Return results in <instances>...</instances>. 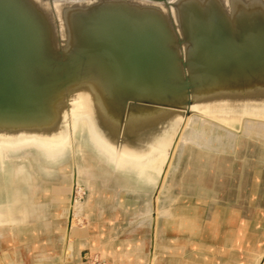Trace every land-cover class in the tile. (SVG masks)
Listing matches in <instances>:
<instances>
[{
	"label": "bare ground",
	"instance_id": "bare-ground-1",
	"mask_svg": "<svg viewBox=\"0 0 264 264\" xmlns=\"http://www.w3.org/2000/svg\"><path fill=\"white\" fill-rule=\"evenodd\" d=\"M34 1L49 17H53L58 33L65 44L68 40L64 19L65 11L71 7L84 6L100 0ZM121 1L156 9L168 15L171 21L178 23L174 5L182 0H169L166 3L148 0ZM220 1L227 11H232L235 8L236 0ZM243 1H249L252 4L255 0ZM261 1L264 3V0ZM184 109L186 110L164 108L141 115H130L126 122L120 125L119 121L117 122L112 116L106 115L103 104L93 89V84L81 82L70 87L64 96L54 104L53 116L46 124L34 127L0 128V238L5 237L7 233H19L23 227L36 228L41 233L48 234L44 228L48 221L47 224L52 225V230L62 235L65 254L72 256L73 237H75V233H79L78 229H80L77 227L75 219L82 215L85 205L92 202L94 193H91V190H99L102 186L109 187L103 182L102 176H99L100 180H84V177L93 168L90 164L91 167L83 166L78 162V155L84 157L85 153L92 156L100 169H109L111 174L124 178L133 179L138 176L137 181L145 185L156 186L158 178L165 177L159 189L164 190L163 194L166 193V196L161 199L157 197V202H161L163 208L160 207L155 220L157 222L154 225V247L162 236L171 241L174 236L183 237L186 244L197 246L199 243L194 238L198 236L202 239L204 230L218 229L215 223H219V218L223 214L228 215L225 221L228 226L235 227L231 214L241 215L239 209L217 205V208L211 213V222L204 223L203 215L206 210L202 205L206 204L199 200V204L196 206L190 199L187 200L180 196L172 198L171 188L166 179L174 168V156L177 154L185 156L187 143L202 146L206 151L213 153L219 151L218 149L212 150L215 149L212 148L213 142H219L220 145L222 138L217 136L218 128H223L228 132L227 148L234 152L239 148L237 151H241L242 175L245 176L246 173L244 174L243 170L251 162L260 166L264 160V88L246 92L219 91L193 95L191 106ZM198 123L202 126L210 125V134L200 133L203 130L196 132L194 127ZM234 128L243 129L242 138H236L229 131ZM208 136L210 137L208 138ZM201 138L206 140V143H196V139ZM243 141H246L247 145L239 144ZM254 141L258 144H254ZM225 151L222 148L219 152ZM32 154L36 156L34 159L36 164L32 166L29 163H21ZM198 156L196 155L195 158H197L194 159V156L190 155L189 165L193 162L192 168L195 167L194 169L200 173L196 171L184 173L185 179L190 180L191 183L197 181L201 184V182L208 183V179L211 181L214 178L216 181L220 180L224 177V175L222 176L223 171L227 176L230 160L226 156L225 160L218 154ZM220 159L224 162H221ZM196 163H200V166H197ZM34 165L38 169H42L48 179L51 176L53 178H50L49 181L42 180V174L34 170ZM106 172L108 176L111 175L108 171ZM258 179L259 174L256 170L253 175L254 188H256ZM31 185L38 190L32 195L27 191ZM181 188L184 193L188 185L182 184ZM189 189L192 190L193 186ZM84 190L89 193L87 202L77 198V195ZM105 194H107L106 200L109 204L115 203L119 208L125 210V201L127 200L125 190L110 187L105 191ZM218 194L216 195L218 196ZM120 196L122 200L119 201L118 197ZM132 197L134 198V196ZM201 197L204 200L206 198L203 195ZM62 201L67 202L66 206ZM175 204H179V206L175 208ZM138 213L143 214L138 210L135 215ZM241 219L243 218L241 217ZM250 225L251 223H249ZM251 229L255 228L249 227V231ZM235 230L236 228L228 229L229 233ZM229 236L232 239V245H230L232 248H237L239 245L243 247L242 244H245L244 241L249 238L239 233L236 235L235 232ZM154 247V251L150 255V264H153L156 257ZM257 251L258 249H255L254 252L250 251L249 248L246 253L244 252L245 254L241 251L242 255L234 263L263 264L264 251L259 254ZM193 256L185 257L184 260L192 261ZM234 256L228 258L231 263Z\"/></svg>",
	"mask_w": 264,
	"mask_h": 264
},
{
	"label": "water",
	"instance_id": "water-1",
	"mask_svg": "<svg viewBox=\"0 0 264 264\" xmlns=\"http://www.w3.org/2000/svg\"><path fill=\"white\" fill-rule=\"evenodd\" d=\"M234 7L182 0L175 23L153 8L100 0L65 11L63 44L34 0H0V128L46 124L81 82L120 125L152 110L184 111L193 95L264 88V3Z\"/></svg>",
	"mask_w": 264,
	"mask_h": 264
},
{
	"label": "rangeland",
	"instance_id": "rangeland-1",
	"mask_svg": "<svg viewBox=\"0 0 264 264\" xmlns=\"http://www.w3.org/2000/svg\"><path fill=\"white\" fill-rule=\"evenodd\" d=\"M194 128H195L196 132H200L201 130H203V132L201 131L200 133H203V134L205 133V135H209L210 134L209 130H211L210 125L207 124V125L202 126L200 123L195 125ZM242 130L243 129H241V128H234V129H230L229 131L232 134H234L236 138H242L243 137ZM216 131H217L216 132L217 136H220L222 138L220 141V145L218 144L219 142L218 143L213 142L214 144L216 143L215 145L212 143L213 144L212 148H215L212 150L215 151L216 149H218L219 151H221L223 148L226 151L223 153H221L219 151H217V152L215 151L213 153L211 151H206V149L202 146H197V145H194L191 143H187V147H185V149H186L185 156H184V154H183V156H181V155L179 156V154L174 156V158H173L174 168H173L172 172H170L167 175L166 182H168V184L170 185V188H171L170 191H171L172 198H175L178 196L184 197L187 200L190 199V200L194 201L196 206H198L197 204H199V202H198L199 200H201L203 203L206 204V205H202L206 210L204 215H203L204 216L203 217L204 223L211 222V219H212L211 213L217 208V205L226 206V207L228 206V207H233V208L239 209L241 215H239L238 217H240V218L242 217L244 220H246L247 222L249 221V223H251L250 226L248 223V226L251 228H255V229H251V231L245 232L246 233L245 236H248L249 238H247L248 240L246 239L247 242H246V240L244 241L245 244H242L243 247L239 245L237 247L238 249L235 247L232 248V246H230V245H232L231 238H228L227 236L224 237V230L229 229V228H234V229L236 228V227L228 226V224L225 222L226 219L228 218V215H226V214H223V216L222 215L220 216L219 223H215L219 228V234L218 235L215 236V234H212V233L210 234L208 232L206 233L204 230L202 239L198 236L196 238H194L199 243V245L194 246L193 244H185V246H184V252L186 254V257L193 256L196 254V255H202V256L207 255L211 258H218V259H221V258H224L225 256H228L226 258V259H228V258H231V256L235 255L236 257L234 256V258L232 259L233 260L232 263H231L230 259L227 261L228 263L230 262L231 264H235L234 263L235 260H237V258H239L242 255L241 251L243 253L244 252L246 253L248 248L250 251H253V252L255 249L256 250L258 249V251H257L258 254L264 251V166H263L264 160L262 161V164L260 166H256L253 162H251V164H249V166L246 169L244 168V170H243L244 174L246 173L245 176L242 175L241 171L243 168L241 165V157H240L241 151L240 150L237 151V149H239V148H237L235 152H234V150L227 148L228 147L227 145L229 143L228 139H227V133L228 132L225 131V129H223V128L219 129L218 128ZM209 137L210 136H208V138ZM215 137H216V135L214 136V138ZM196 143H206V140H204L202 138L196 139ZM242 143L246 144L247 142L243 141L239 144H242ZM253 143L258 144L255 141ZM232 153H234V154H232ZM85 154L86 155L84 157H82V155H78V162H80L83 166L91 167L90 165H92L93 168H92V171L89 172L84 177V180L85 179L86 180L88 179V181L98 180L99 176L100 177L102 176L103 182L107 186H109V187L102 186V188L99 190H96V189L91 190V193H94V197H93L92 201H93V204L95 205V208L100 207V204L108 203L106 200L107 194H105V191L108 190L110 187H117V188L123 189V190H125V192H127V195H126L127 200H126V204H125V210L122 209L120 211L121 213L118 214V212H114L113 210H111L112 205H110L109 203L105 204V205H103L105 210H106L105 215H104L103 219H100V222L108 223L110 221L111 222L114 221V223L120 224L122 226L121 231H123V232L122 233L118 232L116 234H121L123 236L122 238L129 237V236H127V235H129V233H131L132 235L135 234V233L133 234V232H125V231H132V230L136 231V229L140 230L138 232L139 234L146 235L150 238V235H153L152 226L156 225V222H157V221L155 222L156 217H157V213L160 210V207H162L160 204L161 202L160 203L157 202V199L158 198L161 199V197L166 196L165 192H164L165 194H163L164 190H161V188L159 189V187L162 185V182H163L165 177L158 179V183L156 186L137 183L133 180L124 178L122 176H117L113 173L111 174L109 169H107V170H103V168L100 169L95 164L92 156L87 154V153H85ZM205 154L206 155L207 154H210V155L211 154H213V155L218 154L219 157L221 156V158H223V160H225V156H226L227 159L230 160L229 168L227 171V176L225 175L226 172L223 171L222 176L224 175V177L220 178V180H218V181L214 180L215 179L214 178L212 181L210 179H208L207 180L208 183L201 182V184H200L197 181L191 183L190 180L185 179L183 177L185 175L184 173H187V172L191 173L193 171L200 173V171H197V169H194L195 167L192 168L193 162L191 163L192 165L191 164L189 165L190 155L194 156V159H196L197 158V157L195 158L196 155H199L198 157H200V155H205ZM245 155H247V154L245 153ZM183 157H184V159H183ZM34 159H36V156L34 154H32L25 161H21V163H23V162L26 164L29 163L30 165L33 166V164H36L34 162ZM223 160L220 159L221 162H224ZM89 161H90V163H89ZM196 164H197V166H200V163H196ZM34 170H37L39 173L42 174L41 178H43L42 180H44V181H49L50 178L51 179L53 178V176H51L48 179L46 177V175L44 174V172H42V169H38V167H36L35 165H34ZM256 170L258 171L260 180L258 179V181L256 183V188H254L255 183L253 182V175L255 174ZM262 170H263V173H262ZM106 171H108L111 175L108 176L106 174L107 173ZM247 172H249V173H247ZM36 175H39V174L36 173ZM105 175H107V177H105ZM171 176L173 177V179ZM230 181H231V183H230ZM171 184H172V187H171ZM182 184L188 185V188L193 186V189L188 190V188H187L186 192L183 193L182 188H181ZM196 185H198V186H196ZM216 185H217V187H216ZM218 186H219V188H218ZM208 187H210V188H208ZM215 187H216V189H215ZM29 188H31V189H29ZM29 188L27 191H29L31 195L35 194L38 191V190L34 189L33 185H31V187H29ZM254 189H256V192H254ZM198 193H200V194H198ZM0 194H1V192H0ZM216 194H218V196ZM201 195L206 197L205 200H204V198L201 197ZM75 196H76V194H75ZM132 196H134V198ZM88 197H89V193L87 190H84L80 194L77 195V198L79 200H84V202L88 201ZM129 197H131V198H129ZM144 197L147 199H145ZM215 197H216V199H214ZM62 202L65 203V206H66L67 202L66 201L65 202L62 201ZM151 203H153V204H151ZM178 206H179V204H175V208H177ZM92 207H93L92 205L91 206L85 205V208L83 209L84 212L82 213V215H79V217L75 219L76 225L78 228L83 229V228L87 227L88 223L91 222V220H92V216H98V214L95 215V213H94L95 208H93L91 210ZM148 209H149V211H147ZM138 210L140 212H143V214L142 215H140V214L135 215V213L138 212ZM258 212H260L259 216L257 215ZM221 213H223V212L221 211ZM174 216L176 217V215H174ZM152 220L154 221V224H153ZM237 222H239V221H237ZM252 223H254V224L252 225ZM156 232H157V230H156ZM235 234L237 235L238 233L235 232ZM243 236H244V234H243ZM172 240L177 241L178 236H174ZM225 251H228V252H226L227 254H223V252H225ZM238 253H239V255H238ZM2 254L3 253L0 251V264H5L2 260L3 259ZM62 254L64 256H66V255L68 256V254H65V247L64 246H63ZM69 255L71 256V254H69ZM82 260L85 264H111L106 259L102 258L100 255H92L88 251L83 253Z\"/></svg>",
	"mask_w": 264,
	"mask_h": 264
},
{
	"label": "crops",
	"instance_id": "crops-1",
	"mask_svg": "<svg viewBox=\"0 0 264 264\" xmlns=\"http://www.w3.org/2000/svg\"><path fill=\"white\" fill-rule=\"evenodd\" d=\"M118 199L119 201L122 200L121 196ZM105 204L108 203L100 204L98 208H95L93 201L88 204V206H93L91 210L95 208L94 213L98 216H92V220L87 227L78 229L79 233L74 234L72 256L62 254L64 239H62L60 233L52 230V225L47 224V221L44 228L48 234H43L36 228L27 229L23 227L19 233H7L5 237L0 238V251L3 253V262L5 264H85L82 256L84 252L88 251L92 255H100L111 264H150V255L154 251V225L152 226L153 235H150V238L139 234L140 230L138 229L136 231H125L135 234L129 233L127 235L129 237L122 238L121 234H116L123 232L120 224L114 223V221L100 222V219H103L105 215L106 210L103 206ZM110 205H112L111 210L118 212V214L121 213L122 209L115 203ZM231 216H233V223L236 227L234 232L245 236V232L249 231L248 222L234 213ZM205 232L216 236L219 234V228L215 230L207 229ZM234 232L229 233L226 229L224 230V237L229 238V234ZM186 243L183 237H178L177 241H171L163 236L160 237L154 247L156 257L153 264H231L227 262L228 259L226 258L228 256L218 259L195 254L192 261L184 260L186 257L184 246ZM223 254L227 253L223 252ZM190 257L188 256V258Z\"/></svg>",
	"mask_w": 264,
	"mask_h": 264
}]
</instances>
